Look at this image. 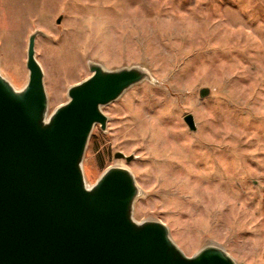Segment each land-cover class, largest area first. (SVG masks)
Here are the masks:
<instances>
[{
	"label": "rangeland",
	"instance_id": "rangeland-1",
	"mask_svg": "<svg viewBox=\"0 0 264 264\" xmlns=\"http://www.w3.org/2000/svg\"><path fill=\"white\" fill-rule=\"evenodd\" d=\"M36 30L49 112L90 75L89 61L153 78L102 108L87 184L126 167L136 221L165 224L187 256L215 245L237 264H264V0H0V73L15 89Z\"/></svg>",
	"mask_w": 264,
	"mask_h": 264
},
{
	"label": "water",
	"instance_id": "water-1",
	"mask_svg": "<svg viewBox=\"0 0 264 264\" xmlns=\"http://www.w3.org/2000/svg\"><path fill=\"white\" fill-rule=\"evenodd\" d=\"M39 33L27 39L26 83L15 89L0 73V264H237L215 245L187 256L165 224L136 221L139 188L128 168L108 167L87 184L82 161L93 127L105 131L102 108L153 78L144 67L89 61L90 75L49 112L34 55ZM198 95L207 97L209 89ZM183 121L195 130L192 115Z\"/></svg>",
	"mask_w": 264,
	"mask_h": 264
}]
</instances>
